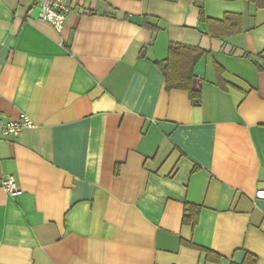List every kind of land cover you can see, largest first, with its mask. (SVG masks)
Segmentation results:
<instances>
[{"label": "crops", "instance_id": "obj_1", "mask_svg": "<svg viewBox=\"0 0 264 264\" xmlns=\"http://www.w3.org/2000/svg\"><path fill=\"white\" fill-rule=\"evenodd\" d=\"M67 2L59 32L37 0H0V117L33 121L0 132V264H264V73L244 56L264 51V8L203 0L241 16L218 38L192 0ZM172 43L205 50L199 105L167 89Z\"/></svg>", "mask_w": 264, "mask_h": 264}, {"label": "trees", "instance_id": "obj_2", "mask_svg": "<svg viewBox=\"0 0 264 264\" xmlns=\"http://www.w3.org/2000/svg\"><path fill=\"white\" fill-rule=\"evenodd\" d=\"M200 7V16L201 19L208 24L209 33L213 37H226L232 35L240 30L239 24L241 22V16L237 14H226L223 20H217L205 15V10L202 2L203 0H192ZM232 1V0H231ZM250 3H253L256 8H264V0H247ZM144 26H148L153 30H157L158 26L150 25L148 18H145L143 21ZM205 54V50L200 47L185 45V44H176L172 43L169 47L168 57L163 62H158L162 73L166 79V86L168 90L172 89H182L186 90L190 94L192 103L199 105L201 103V91L195 89L192 86L194 78V68L201 57ZM145 54L142 53V56ZM244 56L249 57L253 60L255 66L260 72L264 73V51L251 55L248 52ZM223 71L221 68H219ZM220 77H221V72ZM220 86L223 89L227 88V83L221 78L219 81ZM200 207H197L192 204L185 205V212L183 216V224H193L196 225L200 215ZM197 247L196 245H193ZM207 253L208 259L219 261L221 256L215 252L203 248ZM258 261L257 256L246 253L243 261L240 264H256ZM231 264H238L232 262Z\"/></svg>", "mask_w": 264, "mask_h": 264}, {"label": "built area", "instance_id": "obj_3", "mask_svg": "<svg viewBox=\"0 0 264 264\" xmlns=\"http://www.w3.org/2000/svg\"><path fill=\"white\" fill-rule=\"evenodd\" d=\"M37 1L40 5V18L51 23L57 31L62 32L70 9L67 0ZM32 124L33 121L25 114H22L18 120L12 121H5L0 117V132L4 138L9 139L12 136L19 134L25 127ZM1 183L5 191L11 196L18 195L22 192L14 176L3 178Z\"/></svg>", "mask_w": 264, "mask_h": 264}]
</instances>
